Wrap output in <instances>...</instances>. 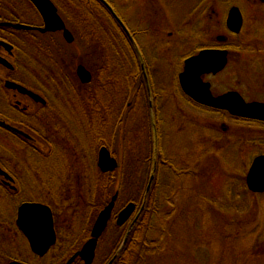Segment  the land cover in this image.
I'll list each match as a JSON object with an SVG mask.
<instances>
[{
	"label": "flooded vegetation",
	"instance_id": "1",
	"mask_svg": "<svg viewBox=\"0 0 264 264\" xmlns=\"http://www.w3.org/2000/svg\"><path fill=\"white\" fill-rule=\"evenodd\" d=\"M50 1L56 6L57 13L64 23H66L65 15L70 17V20L74 18L73 9L78 7V0ZM103 1L112 8L123 27ZM147 1V3L140 2L141 5L136 14V19L140 22L135 31H128L127 20L123 13L117 12L113 0H91L90 5L92 9L97 5L103 11L108 12V15L120 27L121 36L126 39L119 52V71L121 73L117 117L121 125V132H123L121 134L122 149L131 148L130 144L132 143L126 124L130 120L129 111L135 113L131 115H136L138 121V123H133L136 142L132 147L135 146L133 150L136 155L132 166L139 168L143 163L146 164L147 160L143 159V152H164L165 145L170 146L171 143L169 130L165 133L162 131V127L168 125L167 119L171 120L172 118L173 120L174 117L160 116L162 113L157 108L160 100L164 103L165 100H168L166 105H171L173 99L170 91L163 94L165 89L162 88L158 76L161 70L156 68L159 52L164 46L167 52L170 51L169 58L174 56L175 51H179V47H182L183 51H185L183 47L188 49L180 61H175V67H173L175 63L169 59L168 68L170 69L167 70L173 78L171 89L174 92L177 91L184 103L189 104L194 110L216 111L230 120H248L264 124V121L239 117L227 110L200 103L184 91L180 83V73L185 69L186 60L198 55L203 50L211 51L213 49L224 52L225 62L220 69L200 75L202 82L208 83L210 93L215 97L236 92L245 102H264V0H189L190 3L186 7L185 14L177 24L179 27L168 28V30H166L167 28L159 30L157 21H154L157 20L159 14L158 7L161 8L160 4L158 6V0ZM123 3L124 11H127V4L124 1ZM90 13L92 17L98 19L97 12L91 11ZM229 16L231 20H229ZM145 17L148 20H144ZM238 19L240 26L236 31L234 24ZM0 23H20L31 26L30 29H18L10 25H0V137L10 138L9 143L2 144V146L11 150L14 149L12 142L17 141V146L24 152L23 148H27L26 141L34 142L36 136H42V142L38 143L42 150V172H40L42 179L26 182V187H21L19 172L2 161L3 157L0 156V169L9 176L7 178L0 174L2 192L8 194L10 198L21 196L25 191L28 195L30 193L35 195L32 198H22L14 210L11 208L4 212L0 211V264L11 261L26 263L21 257L10 254V251L8 253L9 248L14 246L12 238L21 239V243L28 253L36 260L44 258L52 247L60 244V231L55 220L54 207L58 206V201L69 202L74 199L73 195L77 193V188L82 183L80 181L82 177L77 170L94 167L95 161L91 152L94 143L89 133L93 129L91 127L94 126V121H108L112 101L107 95L99 96L100 92L91 86L94 79L93 72L82 63L77 62L78 51L71 48L75 42L73 34V39L67 41L62 30L42 32L37 29L42 28L44 22L42 13L31 0H0ZM66 27L68 28L67 25ZM68 30L70 29L68 28ZM19 31H25V33L28 31V33L25 35ZM164 31L166 32L164 33ZM56 34L57 36H55ZM46 35L50 36L51 41L42 42V36L46 37ZM166 36L170 40L164 39ZM127 41L130 42L132 48L127 49ZM245 53L247 56L244 55ZM73 64L75 65L74 71ZM80 64L91 74V80L88 83L81 82L78 77L77 67ZM176 67L177 69H174ZM240 68L242 69L241 74L239 73ZM215 80H219L221 83L219 92H213ZM7 82H13L29 89L38 95L42 102L35 100L27 93L7 87ZM245 87L248 88L244 90ZM174 92L172 93L174 94ZM260 95L261 97H259ZM111 105L113 112H116V103ZM98 109L103 110L102 114L96 112ZM186 118L190 120L189 116ZM195 120L199 124L201 123L198 119ZM219 127L226 133L229 125L221 123ZM74 131L77 133L80 131L87 138L86 142L90 144L91 149L84 150L85 154H83L84 151L81 152L83 149L79 150L77 144L74 143V137L71 140ZM100 147L102 146H99V149ZM105 147L111 156L115 157L112 151L107 146ZM74 150L75 153L71 154ZM125 157V153H121L117 167L118 163H123ZM97 159L96 167L98 168ZM162 164L163 169L174 168L172 161L162 160ZM157 166L158 163H156V168ZM128 167L130 165L126 169ZM63 168L70 170H65L63 173ZM51 169L54 171L52 172ZM99 171L101 170L99 169ZM124 173L125 170L122 171V175ZM155 176L157 177V174H154L153 179ZM82 184L84 185V183ZM24 202L46 205L52 212L55 242L44 255H39L31 250L28 238L16 225V211ZM136 211L137 206L128 221L122 225L128 227ZM116 214L111 217V219L114 218L115 225ZM94 220L95 218L93 222ZM90 231L91 229L87 232L82 244L90 237Z\"/></svg>",
	"mask_w": 264,
	"mask_h": 264
},
{
	"label": "rangeland",
	"instance_id": "2",
	"mask_svg": "<svg viewBox=\"0 0 264 264\" xmlns=\"http://www.w3.org/2000/svg\"><path fill=\"white\" fill-rule=\"evenodd\" d=\"M113 1L114 6H116V10H118L117 12L123 13L126 18V27L128 28V31H135L138 28V23L140 22L136 19L137 11L141 5L140 2L143 1L144 3H147L148 1ZM123 1L127 4V11H124ZM153 1L155 2V0ZM189 3V0H158V6L160 4L161 8L158 7L160 9L158 10L159 14L157 16V20L155 19L154 21H157L159 30L164 28H167L166 30H168V28L179 27L177 24H179L182 20L181 17L185 14L186 7ZM88 9V12L94 11L98 13V19L95 18L97 26H102L104 30H102V32L90 34L87 33L85 29L82 30V23H79L80 20L77 22L75 19L69 20L67 26L75 38V42L71 48L78 51L77 62L82 63L93 72L92 74L94 79L91 82V86H93L96 91L101 90L99 91L101 93L105 89L106 85L107 89L116 90L117 99L114 102L118 105L120 102L118 94L120 93L119 76L121 73L119 71V44L120 38L123 41L124 36H121L122 31L120 27L115 21H113L112 17L108 15V12L104 10V13V11H101V8L97 5L94 6V9ZM144 20H148V18L145 17ZM98 28L100 30V27ZM165 32L166 31H164V33ZM19 33H24L26 35L28 31L26 33L25 31H19ZM55 36H57V34ZM164 39L170 40L167 36ZM44 41H51L50 36H42V42ZM181 48L182 47H179V51H175L174 56L169 58L171 55L170 51L167 52L166 47H162L159 52L158 65L157 67L155 66L161 70L160 73H158V76L162 88L165 89L163 94H167L168 91H170V95L173 96L171 105H166V103L169 102L168 100H165V103L160 100L157 104V108L160 110V113H162L160 116L164 117L168 115L174 117L173 120L172 118L171 120L165 119L166 122H168V125H164V127H162V131L165 133L169 130L168 133L171 135L170 146H167L166 144L164 152H143L142 156L144 160H147L146 164L143 163L141 167L134 168L132 164H134L136 153L133 150L135 146L132 147V145L136 142V137L133 132V123H138L136 115H131L135 113L129 111L130 120L126 124L128 131H130L129 138L132 143L130 144L131 148L122 149L121 142L123 138L121 137V134H123V132H121L122 129L119 119L116 118L117 114H119V105L118 107L116 106V112H113L112 105L110 104L111 114H113V117L109 118L108 121H105V125L108 129H104L106 132L101 139H104L106 142L105 144H102V142L97 144L96 141H92L94 144L91 152L93 154L92 156L95 161V166L99 146H107L112 151L117 162L121 153H125L126 159L123 160V163H118V167L113 171L115 178L114 189L115 186L118 187L120 185L124 191H127V194H136V199L139 195H141L140 193L145 190V186L150 179V175L152 173L155 175L157 174V177L155 176L152 180V186L157 187L158 189V200L163 202L160 215L164 217L166 212L169 213L171 209L169 205L164 203L166 197L170 198L174 205H177L179 209L183 207V205L185 206V209L188 208L189 206L186 204L189 200H192V206L196 200L212 201L209 202L208 206H204L202 211H195L196 217L194 220H190L189 223V236H193V232L199 231L201 233L202 231L204 232V230L206 231L208 229L209 224L207 223L204 215H207L209 219H213V217L218 219L223 216L225 229L240 231L242 233L240 238L237 240L238 245H248L249 242H251L249 239V233H252V241H263L264 192L253 194L249 191L245 185V176L247 170H249L248 168L252 158L258 154L264 153V124L248 120H230L223 117L221 114H218L216 111L194 110V108L189 106V104L186 102L184 103L178 96L177 91L174 92L171 89L173 78L170 76V73L167 72V70L170 69L168 68L169 59H172L174 63L177 60L180 61L184 53L187 52L186 50H188L187 47H183L185 51ZM244 55H246V53ZM239 65H241L240 62ZM72 66H74L72 67L74 71L75 65L73 64ZM175 66L176 63L173 64V67ZM174 69H177V67ZM239 73H242L241 68L239 69ZM112 74L114 77L118 78L117 82H113L111 79H114V77L111 76ZM106 76L108 77L106 78ZM213 88V92H219L221 88L219 80L214 81ZM247 88L245 87L244 90ZM172 92H174V94ZM259 97H261V95ZM96 112H100L102 114L103 110L98 109ZM187 116H189L190 120L186 118ZM195 119H198L201 123L199 124ZM221 123L229 125L226 133L220 129L219 126ZM84 132L86 133V131ZM71 137V140L74 137V143L77 144L79 150L81 148L83 149L81 152L84 150L89 151V149H91L90 144L86 142L87 138H85L80 131L78 133L77 131H74V134L71 135ZM9 141V137H0V156L3 157L2 161L10 165L16 172H19L18 177L21 180V187H26V182L28 181L27 178L31 181L34 177V173L32 171L33 169L31 167L34 164L31 163V166H29L31 161L30 159H25V153L22 152V149L19 146H17V141L12 142L15 150L13 148L10 150L2 146V144H7ZM85 151L83 154H85ZM72 153H75V150L72 151L71 154ZM162 160L172 161L174 168L169 170H166L165 168L163 169V164L161 165ZM156 163H158L157 168ZM128 165H130V167L126 169ZM154 168H156V170H154ZM51 170L54 171L53 169ZM65 170L69 171L70 169L63 168V173H65ZM124 170L125 173L122 175V171ZM40 172H42V168ZM174 174L178 175L174 176ZM22 176L26 179H23ZM51 176L53 177V174ZM89 179H92L91 175H89L86 179L82 176L80 181L85 183V187H87ZM106 182V185H108L109 180H106ZM79 187L80 186L77 188L78 191ZM0 195L2 196V198H0L1 212L6 211L7 209L11 210V208L14 210L17 203L22 200V198H32V196H35L34 193H30L28 195L25 191L21 196L10 198L8 194L2 192L1 188ZM99 197L100 194H98L96 198L101 201L102 198ZM65 202V200L60 202L58 201V206L55 208V220L57 221V226H59L60 231L59 237L62 243L66 241L69 244H77L78 246H75L79 249L85 239V236L81 239L84 235L82 228H85L82 224H86H84V221L79 223L77 219L82 221L87 217L90 218L87 214L90 211H86L85 209V212L83 213H73L70 208L67 209L68 202H66L67 204ZM222 208L224 209L223 211ZM201 215L203 216L201 217ZM161 220L162 218L158 217L155 223L159 225ZM112 222H114V220ZM108 225L106 227V235L98 247L93 260L94 262L99 259L98 263L95 261L97 264H104L105 261L107 262L108 257L106 256L109 249L113 244L117 243L122 228H127V225H123L120 230H114V228H112L113 226L109 225L110 227H108ZM77 227L78 230H81L79 234L81 236L72 240V237L69 235H71V233H75L77 231ZM90 227L91 223H89V226L87 224V232H89ZM119 238H121V236ZM206 239L208 238L205 237V240ZM213 239L211 241L210 248L202 246L201 243L203 241L200 242V247L196 248L191 245L190 240H186L185 243H183V240L178 236L177 247L180 248L179 246H184L186 249H180V253L176 259L180 260L181 264H185L191 260L194 261L195 264L216 263V259H220L221 241L216 237ZM12 241L14 242V246L9 248L8 253L10 251V254L21 257L24 260L26 259L30 262H36V264L40 262L42 264V260H36V258L28 253L25 246L21 243V239L18 238L17 240L13 237ZM176 250L178 253V249ZM257 257L261 263L264 262V256L259 255ZM52 260L55 261V258ZM51 264H62V262H60L58 258L57 261L51 262Z\"/></svg>",
	"mask_w": 264,
	"mask_h": 264
},
{
	"label": "trees",
	"instance_id": "3",
	"mask_svg": "<svg viewBox=\"0 0 264 264\" xmlns=\"http://www.w3.org/2000/svg\"><path fill=\"white\" fill-rule=\"evenodd\" d=\"M91 0H78V7L74 8V18L77 21L80 20L79 23H82V30L85 29L87 33H97L102 32L104 28L102 26H97L96 19L90 16V12L88 8H90ZM101 5V4H100ZM92 9V8H90ZM104 9V8H103ZM102 10V8H101ZM65 11V10H63ZM103 11V10H102ZM89 14H88V13ZM65 15V14H64ZM65 22L69 23L70 17L64 16ZM113 19V18H112ZM114 21V20H113ZM67 25V24H66ZM100 27V30L99 28ZM114 40V39H113ZM120 38V44L119 47L121 48L125 42L126 39L123 38V41ZM127 49L132 48L130 45V42L127 41ZM118 65V64H117ZM113 76V74L111 75ZM108 76H106L107 78ZM114 77V76H113ZM113 82H117L118 78L114 77L111 78ZM108 80V79H107ZM107 83V82H106ZM103 90V89H102ZM98 92L101 90H97ZM109 96L111 99V104L115 103L116 101V90L114 89H107L103 90V92L99 94L100 97L103 96ZM119 99V94H118ZM118 107V105H116ZM113 114H111L110 111V118H112ZM118 119V117H116ZM116 119V120H117ZM106 122L104 121H95L93 128L90 131V138L92 141H96L97 144L102 142V144H105L106 141L101 140L102 137L105 135L106 130L108 129L105 125ZM34 142L26 141L27 148H23V151L25 153V159H30V164L33 163L34 165L32 167V171L34 173L33 179L30 181L27 178V182L32 181H38V178H42V173H40L42 168V150L39 148V141L42 142V136H36ZM104 142V143H103ZM85 169V171H84ZM81 169L79 168L77 170L78 174L84 178H88L89 175L92 176V179L88 181L87 187L86 184L84 185L81 183L79 187V191H77L76 194L73 195V200L68 202L67 209L70 208L73 213H83L86 211H90L87 213L90 218H86L82 221L77 219L79 223L84 221V224L82 226H85V228H82L84 235L81 237V239L85 236H87V224L89 226V223L92 224L93 219L95 216H97L98 211L109 201L110 197L117 192L118 196L116 199V203L113 210V215L115 216L116 212L121 209L125 204H127L129 201H133L136 203L137 211L142 206V203L144 202V208L140 215H138V219L135 222L134 226H132V230L129 234V237L125 243V246L121 253L117 256V258L114 260L112 264H181L180 260H177V256L180 253V249L184 248V246L177 247L178 244V236L180 239L183 240V243H185L186 240L191 241V245L199 248L200 245L211 247V241L214 237L219 239L221 241V249H220V259L217 258L216 263H210V264H264V262H260L257 256H264V240L263 241H252V233H249L250 235V241L248 245H238L237 240L240 238V235L242 234L240 231H231L224 228L223 223V216L220 218L213 217V219H209L207 215H204L208 225V229L202 233L199 231L193 232V236H189V227H190V220H194L196 217L195 211H202L204 206H208L209 202L207 200H196L192 206V200H189L186 205L189 207L185 209V206L179 207L177 205H174L173 201L166 197L164 200V203L169 205L171 208L169 213L166 212L165 217L160 215L161 206L163 202L161 200H158V194H157V187H153L152 183L149 189L148 194L145 197L146 194V188L147 184L145 186V190L142 191L136 199V194L130 195L127 194V191L123 190V188L119 185L118 187L115 186L114 189V172L109 173H102L99 171V169L95 166L94 167H87ZM52 171V170H51ZM53 172V171H52ZM178 174H174V176H177ZM172 176V177H174ZM23 177V176H22ZM23 179H26L23 177ZM106 180H109V184H107ZM86 188V189H85ZM143 188V186H142ZM85 189V191H84ZM124 191V192H123ZM144 192V193H143ZM100 194L99 198H102L101 201L96 198ZM254 194V193H253ZM257 194V193H255ZM90 195V196H89ZM107 195V196H106ZM0 198L2 196L0 195ZM100 201V202H99ZM71 202V205H70ZM64 203V202H63ZM66 203V202H65ZM67 204V203H66ZM201 204V205H200ZM122 205V206H121ZM71 206V207H70ZM121 206V207H119ZM56 207H54V211ZM227 209V208H226ZM83 210V211H80ZM224 209L222 208V211ZM201 215V217L203 216ZM160 217L162 218L159 225L155 223L156 219ZM114 218H112L109 221V225L113 226L114 230H120V228L123 225L116 226L115 222H112ZM108 225V227H110ZM129 226V225H128ZM180 226V227H179ZM80 227V226H79ZM111 229V228H110ZM127 228H122V231L120 232L121 238L118 237L117 243L113 244L112 247L109 249L108 254L106 257H108L107 262L110 260V258L113 256L117 248H119L125 234L127 231ZM177 229V230H176ZM81 230H78L75 233H71L69 235L72 237V240H75L79 238ZM107 228L101 235L96 246V252L98 250V247L100 246L101 242L103 241L105 235H106ZM247 236V235H246ZM205 237L208 239L205 240ZM214 240V239H213ZM203 241L201 244L200 242ZM58 246L52 247L48 254L42 259V264H51V262L57 261L59 258L60 262L64 264V262L68 259L70 255H72L78 248L75 246L77 244H69L66 241L63 242ZM78 246V245H77ZM177 248H176V247ZM66 247V248H65ZM65 248L64 250H62ZM178 249V253L177 250ZM188 249V248H187ZM189 250V249H188ZM61 251V252H60ZM186 251V250H185ZM95 252V254H96ZM187 252V251H186ZM60 253V256H59ZM185 255V254H184ZM59 256V257H58ZM55 258V261L52 260ZM28 264H36V262H30L28 260H24ZM97 263L99 259L95 260ZM93 262L92 264H97L96 262ZM105 261V263H107ZM104 263V264H105ZM38 264H41L38 262ZM72 264H83V262L80 259H76ZM185 264H195L194 261L186 262Z\"/></svg>",
	"mask_w": 264,
	"mask_h": 264
},
{
	"label": "water",
	"instance_id": "4",
	"mask_svg": "<svg viewBox=\"0 0 264 264\" xmlns=\"http://www.w3.org/2000/svg\"><path fill=\"white\" fill-rule=\"evenodd\" d=\"M37 9L42 13L43 26L42 28H37L42 32L50 31H63V36L67 41L73 39L72 33L65 26L64 21L58 15L56 6L50 0H31ZM104 2V1H103ZM104 5L109 9L114 18L123 27L120 19L114 13L112 8L107 2ZM229 20L230 16H229ZM0 25H10L18 29H30L31 26L15 23H0ZM240 26V20L238 19L236 24H234V29L237 31ZM225 57L224 52L216 50H203L198 55L190 57L186 60L185 69L180 73V83L184 91L188 92L195 100L208 105L210 107L224 109L229 111L239 117L255 119L264 121V102H245L244 99L236 92L225 93L220 96H213L209 91L208 83H203L200 75L204 72L216 71L224 64ZM77 74L81 82L88 83L91 80V74L83 66L78 65ZM7 87L15 88L22 93H27L35 100L42 102V99L25 89L24 87L17 85L13 82H7ZM193 89V90H188ZM17 131V130H15ZM19 132V131H17ZM21 133V132H19ZM250 163L249 170L246 173L245 184L249 191L252 193H263L264 192V153L258 154ZM97 166L102 172H112L117 167V161L115 157H112L109 150L103 145L98 151ZM0 174L5 177L9 176L0 169ZM154 174L150 175L149 182L146 188V195L149 192ZM117 198V192H115L107 204L98 212L95 220L90 228V237L82 244V246L76 250L64 264H72L79 258L83 264H92L98 238L102 235L106 229L108 222L112 216V211ZM144 208V202L141 208L135 215L134 219L128 226L126 234L115 252V254L110 258L107 264H112L117 256L123 250L125 243L129 237V234L138 219V215L142 212ZM136 205L134 202H128L116 215V225H122L130 216L134 213ZM16 218V225L18 228L26 235L28 238L31 250L39 255H44L55 242V233L53 228V218L50 208L46 205L35 203V202H24L19 207ZM5 264V263H4ZM6 264H26L18 261H11Z\"/></svg>",
	"mask_w": 264,
	"mask_h": 264
}]
</instances>
